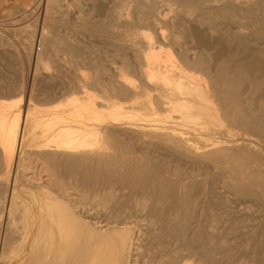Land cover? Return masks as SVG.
Here are the masks:
<instances>
[{"label": "bare ground", "instance_id": "1", "mask_svg": "<svg viewBox=\"0 0 264 264\" xmlns=\"http://www.w3.org/2000/svg\"><path fill=\"white\" fill-rule=\"evenodd\" d=\"M38 1L0 79V264H264V0Z\"/></svg>", "mask_w": 264, "mask_h": 264}, {"label": "rangeland", "instance_id": "2", "mask_svg": "<svg viewBox=\"0 0 264 264\" xmlns=\"http://www.w3.org/2000/svg\"><path fill=\"white\" fill-rule=\"evenodd\" d=\"M87 1H90L91 3L87 2ZM159 1H157L155 3V5L158 7V11H160L161 14H168L169 12L167 10L165 11L163 9L165 6L164 2L162 0H159ZM161 1H162V3H161ZM39 2L40 1H38V0H33L31 3L24 5V6H21V7L18 5L16 6L14 4H10V3H4V4L0 3V30L4 29L5 36L7 37V38H5V40H8V41H6L7 43L4 42L3 45H0V72L2 73V75L0 76V79L7 80L12 84H19L20 81H22L25 77H27L26 75L24 76L23 73H21L22 71H20V70H23V68L27 67L28 60L24 58V55H20L22 53L19 52V48H18V50L16 48H17V46H19L21 44V42L24 38L26 29L27 30L31 29L29 26L30 22H32L36 17H40L39 15L43 14L42 9H40L42 5L37 4ZM118 2H119L118 0H95V1L83 0L82 4H81L82 11L76 10V8L74 9V7H72L68 11H64V7L66 6V3H63L62 14L64 15V17H62V20H65V22L72 21V20L76 19L75 17L77 15L85 14V13H87V14L90 13L93 15L94 14L95 15L104 14L105 11H102V12L101 11L100 12L92 11L91 12V10H89V9L93 6V3H94V5L98 4L99 6H103L108 10L109 8L117 7V6H120L122 4L121 2H119V3ZM111 5L113 7H111ZM162 9L164 11H162ZM107 10H106V12H112L113 11V10H109V11H107ZM113 12L116 13L117 11H113ZM53 15H60V14L57 12L56 14L54 13ZM60 29L65 30L66 27L63 26V28L60 27ZM78 31L80 33L79 36L81 38H83L84 40H87L88 38H90L89 36L86 35L84 30L78 29ZM17 34H19L18 38H17ZM35 46H34V48H35ZM108 49H110V48H108ZM18 54L20 57L18 56ZM65 68L68 69L70 67L67 66ZM67 69H65V71ZM71 72H73V71H71ZM86 72L89 73V71H86ZM68 73L69 72H66V75L64 76V78L63 77L62 78L61 77L56 78L55 82L52 81V83L51 82L46 83V82L38 79V83H37L38 91L36 93L37 94L40 93L42 91V89H45V88H53V89L55 88L56 92H58V95H56V97H59L60 96L59 94H62V93L64 94L65 90L62 89V85L64 86L67 77H70V74H68ZM89 75H91V73ZM58 79H60V81ZM61 79H62V81H61ZM56 81H58V83ZM59 91H61V92H59ZM13 93H14V90L12 91V94ZM77 94H79V93H77ZM60 98H61V96H60ZM39 101H41V100H39Z\"/></svg>", "mask_w": 264, "mask_h": 264}, {"label": "crops", "instance_id": "3", "mask_svg": "<svg viewBox=\"0 0 264 264\" xmlns=\"http://www.w3.org/2000/svg\"><path fill=\"white\" fill-rule=\"evenodd\" d=\"M33 0H0L1 4L4 3H10V4H14V5H18V6H24L27 5L29 3H31Z\"/></svg>", "mask_w": 264, "mask_h": 264}]
</instances>
